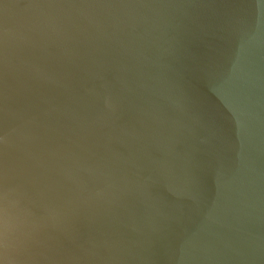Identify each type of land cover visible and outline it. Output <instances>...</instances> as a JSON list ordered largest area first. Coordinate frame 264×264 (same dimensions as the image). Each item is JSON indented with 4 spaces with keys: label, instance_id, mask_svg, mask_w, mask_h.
<instances>
[{
    "label": "water",
    "instance_id": "95a60500",
    "mask_svg": "<svg viewBox=\"0 0 264 264\" xmlns=\"http://www.w3.org/2000/svg\"><path fill=\"white\" fill-rule=\"evenodd\" d=\"M0 264H264V0H0Z\"/></svg>",
    "mask_w": 264,
    "mask_h": 264
}]
</instances>
